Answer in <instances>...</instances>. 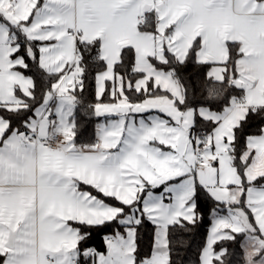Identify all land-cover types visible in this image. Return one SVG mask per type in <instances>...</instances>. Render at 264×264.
I'll use <instances>...</instances> for the list:
<instances>
[{
  "label": "crops",
  "instance_id": "1",
  "mask_svg": "<svg viewBox=\"0 0 264 264\" xmlns=\"http://www.w3.org/2000/svg\"><path fill=\"white\" fill-rule=\"evenodd\" d=\"M147 10L155 17L154 31L140 29L139 17L144 20ZM0 16V105L23 102L17 93L29 96L33 86L32 79L19 69L24 59L15 53L18 44L11 41L8 23L19 25L27 38L38 42L37 60L46 72L60 74L53 92L45 96L39 110V106L34 109L24 132L8 130V121L0 116V264H73V260L89 264L91 256L98 252L90 251L85 261L79 258L74 223L99 224L114 218L121 209L82 185L123 204H131L144 191L155 192L154 188L161 186L154 176L142 174L146 169L135 165L139 152L133 132L125 140L124 135L140 114L163 115V108L172 106V100L149 95L132 103L124 89L130 85L146 89L151 81L154 87L180 100L182 91L177 80L170 71L153 64V60H166L165 50L182 61L196 43L195 60L210 64L208 74L212 79L228 76L231 84H250L242 91V101L233 100L222 114L210 110L201 115L204 107L197 109L203 118L216 121L212 131L226 126L233 129L249 108L264 107V0H0ZM68 28H74L75 35ZM78 40H98L105 64L95 75L96 101L91 106L98 144L94 140L77 144L73 138V91L79 70L75 73L67 69ZM232 42L238 43L240 54L233 64H228L227 45ZM124 48L133 51L132 72L141 73L134 76L132 83L115 70ZM27 53L33 56L31 49ZM150 104L162 107L142 110ZM190 109L194 120L195 111ZM34 130L40 139L58 134V145L36 147L26 137ZM158 141L156 146L165 148ZM148 142L151 143L147 140L145 144ZM246 143L249 184L244 201L250 215L238 208L239 203L213 211L206 239L212 236L213 246L230 232H244L242 249L246 243L249 257L256 262L264 259L260 254L264 247V127L258 134L249 135ZM195 164L199 165L196 160ZM146 165H152L149 157ZM238 186L241 187H235ZM241 194L242 189L238 199ZM139 215L140 211L133 207L120 218L124 233L115 235L113 249L108 245L112 237L107 241L109 254L113 256L115 250L119 261H127L120 264H135L134 226ZM166 228L154 233L152 251L139 264H167ZM12 230L15 236L9 247L6 243ZM215 256L218 253L212 250L211 260ZM200 261L203 262L202 254Z\"/></svg>",
  "mask_w": 264,
  "mask_h": 264
},
{
  "label": "trees",
  "instance_id": "2",
  "mask_svg": "<svg viewBox=\"0 0 264 264\" xmlns=\"http://www.w3.org/2000/svg\"><path fill=\"white\" fill-rule=\"evenodd\" d=\"M0 21H3L0 16ZM155 17L152 12L145 11V18L140 24V29L154 31ZM11 41L18 44L15 53L24 59V65L20 66V71L32 79L33 86L29 96L21 93L17 95L23 102L15 106L0 105V116L8 121V130L16 129L20 132L26 130V122L34 115V109L44 102L47 94L53 92L54 85L60 78L58 73L46 72L37 60L38 42L27 38L19 25L8 23ZM99 41H77V50L80 58L78 60L79 78L81 86L76 85L73 96L75 106L72 113L73 138L77 144L88 143L94 140L95 117L91 106L95 103L94 94L95 75L104 69L105 64L100 57ZM196 43H193L187 55L182 61L177 60L174 55L165 50L166 60L159 62L153 60V64L161 69L170 71L181 87V99H175L168 91L154 87L149 81L146 89H135L133 86L124 89L127 99L132 102H139L149 95H163L173 99L179 110L193 108L195 111L192 126L189 128V138L200 131L209 134L216 121L200 116L197 109L200 107L208 108L220 114L224 113L231 105L233 100L242 101L243 92L240 88L230 83L227 76L222 80H214L209 74V63H202L195 60ZM238 43H228V64H233L239 56ZM31 49L33 56H29L27 51ZM133 51L131 48H124L121 52L120 61L115 65V70L122 73L130 82L134 76L141 73L132 72ZM264 127V107L255 109L249 108L245 116L234 126L233 139L228 148L231 163L241 178L240 185L242 194L238 205L245 199L247 182L245 171L248 164V157L243 158L247 151V137L258 134ZM200 144V143H199ZM82 185V184H81ZM80 185V186H81ZM106 202L117 206L121 212L114 218L99 224L74 223L78 230L76 247L79 258L87 259L90 251L106 252L108 249L107 241L110 237L118 233H124V225L120 218L131 212L133 207L140 211L139 221L135 224V249L134 263L139 264L145 257L149 256L154 241L155 224H153L141 211V197L131 204H123L113 197L103 195L91 186L82 185ZM155 187L154 190H159ZM194 218L191 221L179 220L167 226V264H201L200 256L205 245L208 229L211 224L213 211L223 210L225 204L214 198L210 192L202 185L196 183L193 194ZM246 213L249 211L245 207ZM250 215V214H249ZM244 232H230V236L223 237L213 243L212 250L218 253L211 260V264H244V254L241 240ZM264 255V247L260 251ZM87 257V258H86ZM84 260V261H85ZM84 263V262H83Z\"/></svg>",
  "mask_w": 264,
  "mask_h": 264
},
{
  "label": "rangeland",
  "instance_id": "3",
  "mask_svg": "<svg viewBox=\"0 0 264 264\" xmlns=\"http://www.w3.org/2000/svg\"><path fill=\"white\" fill-rule=\"evenodd\" d=\"M171 100L172 106L163 108L168 113L163 111V115L159 112L140 114L138 118L131 121L128 132L124 135L125 140L133 132L134 138L138 140L135 148L139 155L135 165L141 170L146 169V172H142V174L154 176L155 179L157 178V185L161 184L159 190H155V192L144 191L141 197V209L144 212L143 214L155 224V234L164 231L167 225L177 222L181 218L186 221L193 219L195 214L192 197L196 183L204 186L214 198L219 201L222 200L225 205L230 206H236L235 203H239L238 195L242 189L240 186H238L239 188L235 187L240 185L241 178L230 162L228 155V148L233 139V129L226 126L225 129L212 131L208 136H201V139L196 141V145L200 143L197 148L186 132L187 128L193 123L192 110L187 108L181 111L173 99ZM160 107H162L161 104H150L142 110H160ZM203 111L210 112L208 108L204 107L201 110V115L204 114ZM210 113L216 114L213 111ZM167 116H170L169 121ZM147 140H150L151 143L145 144ZM158 140H163L165 143ZM155 141L163 144L165 148L156 146ZM175 143L176 149L174 148ZM150 146L152 148L158 147V149H152ZM146 150H149L148 153H146ZM175 150L177 151L176 154H174ZM198 155L205 159L204 164H195ZM147 157L150 158L152 165H146ZM245 176H247V168ZM238 206L247 216L245 201ZM223 209H225V206ZM236 216L238 217L239 213H236ZM126 222L129 221L126 220ZM228 236H230V233ZM228 236L225 235L224 237ZM116 240L117 237H112V240L108 243L109 248L113 249ZM212 240V236L208 240L206 239L201 252L203 260L201 264L210 263ZM243 249L245 253L244 264H264V259H259L256 262L252 261L246 243ZM115 253L114 250L112 256L108 250L103 253L98 252L96 256H91V263L89 264L127 263V261H119Z\"/></svg>",
  "mask_w": 264,
  "mask_h": 264
},
{
  "label": "built area",
  "instance_id": "4",
  "mask_svg": "<svg viewBox=\"0 0 264 264\" xmlns=\"http://www.w3.org/2000/svg\"><path fill=\"white\" fill-rule=\"evenodd\" d=\"M157 1L163 2L164 0H157ZM139 20L143 21V16H140ZM67 30L71 31V33L73 35H75V29L74 28L73 29L68 28ZM79 58H80L79 51L77 49H75V51L73 53V59L70 62V64L68 65V69H67L68 71H72L75 73L77 72ZM75 81H76V84L78 86H81V80L78 77V75H76ZM233 85L240 88L242 91H246L249 87H251L248 82H239L238 84H233ZM205 135H207V133L204 131H200V132L192 135V140H193V142L197 148L199 147L200 144L196 145V141L201 139V136L203 137ZM26 137L31 139L34 142V144L36 145V147H41V148H54L58 145V143L60 141V136L58 134L51 135L50 137H47L45 139H40L39 137H37L36 130L31 131V132H27ZM94 142H95V144H98L99 140L94 139ZM84 146H82V147H84ZM196 162L199 165H201V164L205 163V159L202 156L198 155L196 157ZM48 261H49V263L51 262V260H48ZM73 264H77V261L73 260Z\"/></svg>",
  "mask_w": 264,
  "mask_h": 264
},
{
  "label": "water",
  "instance_id": "5",
  "mask_svg": "<svg viewBox=\"0 0 264 264\" xmlns=\"http://www.w3.org/2000/svg\"><path fill=\"white\" fill-rule=\"evenodd\" d=\"M160 7V6H159ZM145 8H148L147 6ZM127 86L130 85V82L127 81ZM22 134V133H21ZM14 236H15V230H12L9 232V235H8V239H7V246L11 247L13 245V241H14ZM111 253V252H110Z\"/></svg>",
  "mask_w": 264,
  "mask_h": 264
}]
</instances>
